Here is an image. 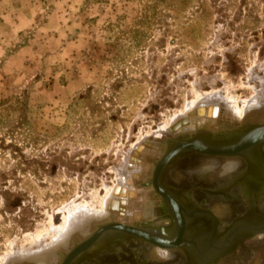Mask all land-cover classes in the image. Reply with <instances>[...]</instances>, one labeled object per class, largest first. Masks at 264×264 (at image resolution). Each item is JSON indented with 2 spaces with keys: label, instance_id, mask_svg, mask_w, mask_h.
Listing matches in <instances>:
<instances>
[{
  "label": "rangeland",
  "instance_id": "obj_1",
  "mask_svg": "<svg viewBox=\"0 0 264 264\" xmlns=\"http://www.w3.org/2000/svg\"><path fill=\"white\" fill-rule=\"evenodd\" d=\"M29 3L32 17L8 51L29 43L32 55L13 78H0V264H30L41 237L50 241L51 229L82 205L100 212L128 151L142 138L163 131L168 149L175 139L189 140L170 138L168 130L190 103L210 98L242 110L256 96L253 90L264 93V0ZM263 123L245 121L239 129ZM189 155L177 157L168 175L174 168L190 171V181L176 184L170 175L171 186L164 183L183 193H170L182 207L201 211L218 204L230 216L242 215L243 205L259 214L263 186L234 181L238 172L218 187L194 180L196 158ZM261 237L237 248L242 257L221 264H254L264 252ZM129 244L83 262L153 264ZM62 257L56 254L57 261Z\"/></svg>",
  "mask_w": 264,
  "mask_h": 264
},
{
  "label": "bare ground",
  "instance_id": "obj_2",
  "mask_svg": "<svg viewBox=\"0 0 264 264\" xmlns=\"http://www.w3.org/2000/svg\"><path fill=\"white\" fill-rule=\"evenodd\" d=\"M253 89H255V87H253ZM253 91L254 93L256 92V96L246 104V107L244 106L245 108L242 107V110L241 108L237 109L234 102H226L227 106L220 103V101L217 103V100L216 102L208 101L210 98L204 101V97H201L202 99L204 98L202 101L190 103L185 112L178 118L176 117L177 120L172 123L173 125L170 127L171 129H167L170 131L168 134L170 138L185 135L189 140H183L181 138L175 139L169 149L167 146L169 142H167V136L163 131L158 130L150 134V136L142 138L128 151L127 157L125 158V170L124 168L122 169L124 171L117 181L115 189L113 188L114 190H110L111 192L108 191L109 195L106 192L107 197L105 198L104 196L101 205L99 203V207H101L100 212L94 211L93 208L88 206H84L85 204L82 205L81 209L77 208L78 210H76V212H72L69 208L68 211L70 210L71 214L66 219V222H64L65 224L61 228L56 227V229L54 228L55 230L51 229L49 236H52L53 238L50 237V241L48 240L45 242V237H41L38 241L40 244L42 243L41 246L37 249L33 248L35 251H38H32L33 256L35 255L34 261L30 259L28 262H31L32 264H62L66 258L71 256V254L79 252L81 248L87 246L92 240H94L92 246H90L84 253L85 255H83L82 252H79L74 256L72 264H79L81 261L88 258V254L106 249L113 243H119V239L125 240L128 238L132 239L130 242L131 244H129L131 245L130 248L141 247L140 249L145 258L153 264H156V262L157 264H170L175 260V262H177L179 259V263L182 261L188 262L191 257H188L186 251H193V247L198 243L205 244L200 241L201 235L207 238L210 237L213 226H211L212 228L201 230L199 228L200 226L198 227L196 225L197 230L191 234L185 232L186 227H190L197 219H200V223L202 220H213L217 223V217L222 219L229 216L230 212L228 211V207H221L218 204L215 206L213 205L214 207L211 209L213 213L208 210H202V212L198 209L192 210L186 206V208L182 207L174 197L170 195V193L173 194L171 192L173 189L169 191V187L166 186H171L169 184L171 180L169 181L170 178L168 176L171 175L170 177L175 180L176 184L179 182L182 184L184 183L185 185L190 181V177H188L187 171L185 174L182 170H176L174 167L175 170L173 169L172 174L168 175V172L172 170L168 167L177 160V157L182 155L186 156L192 153L194 156H188L196 158L194 164L195 168L192 167L195 170L192 179L195 180L193 176L198 180L202 178L204 181L216 183L211 184V186L218 187L221 185V182L227 181L233 173L242 169L240 164L244 160L248 159L249 162L252 163V161H254V155L256 160L261 162L262 158L258 150L262 148L264 151V123L262 125L249 126L247 129H244V132H241L243 129H239V126L245 121L264 122V104H262L264 102V93H258V91L255 90ZM217 94L220 96L219 93ZM215 96L217 95L215 94ZM200 109L202 110L198 112ZM233 130L234 132L231 133ZM210 135H213L212 139L209 138ZM222 139L223 141L219 142ZM179 140H182V142ZM261 140L263 143H255ZM179 143L185 144L184 148L181 150L179 148ZM248 143L255 144L250 148H247L248 150L243 149ZM254 151L255 154H253ZM199 156L204 158H200ZM223 160L224 162H222ZM166 161H168V166L166 165L167 168L165 166L162 171L158 172L160 165ZM254 166L256 167V164ZM254 172L255 171L252 170L255 181L261 185L262 182H264V175L257 177ZM245 176L247 177L248 175L246 174ZM237 178L238 175L236 176V179ZM237 181L241 182L239 179ZM143 186L150 187L152 189L151 192H147V188L146 190L142 189ZM172 205L181 209L180 214L183 216L182 220L185 225L183 235H180V237H182L186 244L181 246H174L173 244L179 235L177 233L175 217L170 210V206L172 207ZM207 216L212 219H207ZM114 217L116 218V222H110L109 224H114L116 227L109 228L108 223L100 226L98 225L105 223L107 220ZM120 226L121 228L124 227L132 232L143 235L149 240L151 239V241L152 239L157 241L148 242L135 237V235L132 236L128 234L129 232H124L122 229H118ZM206 230H210L211 232H207ZM45 235L43 234V236ZM261 236L264 237L263 232L253 234L249 238H246L242 244H239L237 248L239 246L243 248L248 242L250 243L256 237H259L260 240V238H262ZM46 238L48 237L46 236ZM160 241H162L163 244H160ZM190 242L193 243V246L188 247L187 243ZM222 242L223 241H221L220 244ZM123 248L124 247L120 249L118 247V249H120L119 252H122ZM237 248L232 251L230 247L228 249L229 251L227 250L224 253L225 255L214 264H221L222 260L231 258L232 261L236 260V255L242 257L239 253L235 254ZM61 251H65L66 253L68 251V253L66 255L60 254ZM26 252L25 254H27ZM57 253L58 255L63 256L62 260H56ZM22 255H20V258L23 259L30 256L23 257ZM159 260H163L164 262H159ZM25 263L28 264L27 259L20 264ZM229 264L235 263L230 260ZM254 264H264V252L260 253V256Z\"/></svg>",
  "mask_w": 264,
  "mask_h": 264
},
{
  "label": "water",
  "instance_id": "obj_3",
  "mask_svg": "<svg viewBox=\"0 0 264 264\" xmlns=\"http://www.w3.org/2000/svg\"><path fill=\"white\" fill-rule=\"evenodd\" d=\"M259 142H262V140L258 141V142H255V143H259ZM254 144H249L248 143L247 146L244 147L243 149L248 150L247 148H250ZM184 145H185L184 143H182V144L179 143L180 150L184 148ZM229 146H227V147H229ZM186 149H188V148H186ZM261 150H262V148L260 150H258V152H261ZM241 151H243V150H241ZM168 161H166L165 163L160 165L158 172L163 170L165 165H167ZM246 161L249 162L248 159H246ZM170 210L173 212V215L175 217L176 224H177V233L179 235L178 237L175 236L177 238H176V240H175V242L173 244H174V246H181L183 244H186V243H184L182 237H180V235H183V230H184V226H185L184 225V221L182 220L183 216L180 214L181 209L176 207V206H174V205H172V207L170 206ZM208 218L212 219L211 217L207 216V219ZM212 222H213V228H212V232L213 233L210 231L211 235L208 238L207 237H203V235H201V233H200V235H201L200 241H202L205 244H201V243L200 244L199 243L196 244L193 247V251L188 249L189 251H186V252L188 254V257H191V259L189 258L188 262L184 261L183 264H214L215 262H217V260H219L220 258H222V256L225 255L224 253L230 247H231V250L233 251L235 248H237V246L239 244H242L245 241V239L249 238L251 235L257 234L259 232H263L264 233V221H263V218L255 219V217H254V218H250L249 220L248 219H246V220H238V221L230 224L229 227L225 228V232L224 233H218L219 231H217V229H216V223L213 220H212ZM109 225H108L109 228L116 227L114 224H112V225L109 224ZM118 229H122V231H124V232H129L128 234H130L132 236L135 235V237L141 238V239H143L145 241H148V242L157 241L155 239H152V241H151V239L149 240L148 238L144 237L143 235H140V234H137L135 232H132L129 229H126L124 227L121 228V226ZM204 238H206V239H204ZM131 240L132 239H129V238L125 239V240L119 239V241H120L119 243H113L106 249L98 250L96 252L88 254L89 255L88 259L90 257H93V256L97 255L100 252H106L108 250H112L113 247H116V249L118 250V247L120 248L121 245H126L127 243L131 242ZM93 241L94 240H92L87 246L81 248V250L79 252H82L83 255H85L84 253L87 251V249L90 246H92ZM221 241H223V242L220 244ZM160 242H161L160 244H163L162 241H160ZM187 245H188V247L189 246H193V243L190 242V243H187ZM79 252H76L75 254H71V256L69 258H66L65 261L62 264H72V262L74 260V256H76ZM82 262L83 261H81L80 263H82ZM82 264H85V262H83Z\"/></svg>",
  "mask_w": 264,
  "mask_h": 264
},
{
  "label": "crops",
  "instance_id": "obj_4",
  "mask_svg": "<svg viewBox=\"0 0 264 264\" xmlns=\"http://www.w3.org/2000/svg\"><path fill=\"white\" fill-rule=\"evenodd\" d=\"M33 10L35 9L29 0H0V78L2 79L13 78V73L32 55L29 43H24L14 51H8V47L13 40L22 36V28L32 17Z\"/></svg>",
  "mask_w": 264,
  "mask_h": 264
},
{
  "label": "flooded vegetation",
  "instance_id": "obj_5",
  "mask_svg": "<svg viewBox=\"0 0 264 264\" xmlns=\"http://www.w3.org/2000/svg\"><path fill=\"white\" fill-rule=\"evenodd\" d=\"M253 154H255V151L253 152ZM260 155H261V162H259V161H257L256 160V158H255V156L253 155V157H254V161H256L257 163H256V167L254 166V165H252V163L251 162H247L246 160H244L240 165H241V167H242V169L240 170H238V173H237V175H238V178L236 179V177L234 178V181H236L237 182V180L238 179H241L242 180V182H253V183H256L257 181H255V179H254V174L252 173V170L253 171H255L254 173L256 174V176L257 177H261V176H263L264 175V152H263V150H261V152H260ZM260 164V165H259ZM263 165V166H262ZM253 166V167H252ZM259 167H260V169H259ZM262 167V168H261ZM251 170V171H250ZM263 170V171H262ZM248 173H250V174H248ZM248 175L247 177L245 176V175ZM236 175V176H237ZM170 180V179H169ZM263 181H264V179H263ZM258 183V182H257ZM264 182H262V184H261V186H264V184H263ZM240 184V183H239ZM238 184V185H239ZM231 185V184H230ZM183 186V185H182ZM185 186V185H184ZM214 187H216V186H214ZM167 188V187H166ZM183 188V190H185V189H187L188 187H182ZM168 190L169 191H171L172 190V188H168ZM173 191V190H172ZM173 193V195H177V197H179L180 196V194H182L180 191H175V192H172ZM211 197V196H210ZM180 198V197H179ZM211 198H213V197H211ZM213 200H214V202H216V203H219V200L218 199H214L213 198ZM241 203V202H240ZM212 205V204H211ZM264 205V202L259 206V207H261L262 209H259V210H257L258 211V213L259 214H255L254 212H255V210H254V208L253 207H244L243 205H242V207H241V209H244V210H246L242 215H230V216H226V217H224V218H222V219H220V218H218V222L216 223V229H217V231H219L220 233H223L224 232V230H225V228H227V227H229L230 226V224H232V223H234V222H236V221H238V220H246V219H250V218H263L264 219V207H262ZM184 207V206H183ZM186 208V207H185ZM251 209H253L254 210V212H250V213H247L248 211H250ZM199 210V209H198ZM203 209H201V211H202ZM252 210V211H253ZM204 211V210H203ZM205 211H207V210H205ZM208 211H211V210H208ZM212 212V211H211ZM230 217H232V218H230ZM228 218H230V220H228ZM246 218V219H245ZM220 221V222H219ZM198 223H199V225H198ZM226 223H228V224H226ZM213 224V222L210 220V221H207V220H202V222L200 223V219H197L190 227L189 226H187L189 229H188V233L189 234H191V233H194L196 230H197V226L199 227V226H201V230H205V229H208V228H212L211 226H213L212 225ZM197 225V226H196ZM187 227H186V229H187ZM200 232V231H199ZM141 248V247H140ZM139 248V246L138 247H136L135 249H137L138 251H141V249ZM183 262V261H182ZM181 262V264H183ZM178 264V263H177Z\"/></svg>",
  "mask_w": 264,
  "mask_h": 264
}]
</instances>
